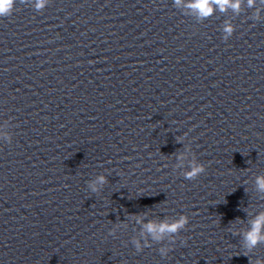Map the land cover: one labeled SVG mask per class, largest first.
I'll return each instance as SVG.
<instances>
[{
	"label": "clouds",
	"instance_id": "obj_1",
	"mask_svg": "<svg viewBox=\"0 0 264 264\" xmlns=\"http://www.w3.org/2000/svg\"><path fill=\"white\" fill-rule=\"evenodd\" d=\"M22 3H27L28 0H20ZM177 4L180 3V0H175ZM213 0H194V3L192 4V7L196 9L202 17H207L212 12L211 3ZM215 4L221 9L224 10L226 6H230L233 8V10L239 9V3L240 0H235V2H232V0H214ZM46 0H35V6L37 10L43 8L45 6ZM254 3V0H248V5L251 7ZM17 4V0H0V17H6L11 16L12 13L15 10ZM228 35H231L232 28L231 26H226L224 30ZM206 171L205 166L203 164H197L196 166L192 167L188 172L185 173V178L187 180H193L196 177L200 176L202 173ZM98 181L100 184H104L105 177L100 176L98 178ZM257 186L258 189L262 192H264V177L257 178ZM92 192H96L98 189L95 184H92L91 186ZM189 223V217L188 216H181L177 221H175L172 224L167 223H161L159 225L149 223L146 225V230L148 233L152 235V238L155 240L162 239V235L165 232L168 233H176L180 231L181 229H184ZM264 224V214H261L257 220L254 222L252 229L245 234V243L246 247L251 250L255 248V246L258 243H264V234L261 232V226ZM136 249L137 251L141 250V245L139 242H136ZM166 249H161V255L167 254ZM260 264V262H258Z\"/></svg>",
	"mask_w": 264,
	"mask_h": 264
}]
</instances>
